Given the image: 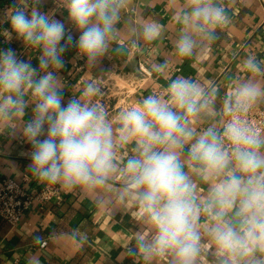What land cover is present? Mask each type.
I'll return each instance as SVG.
<instances>
[{
  "label": "clouds",
  "instance_id": "1",
  "mask_svg": "<svg viewBox=\"0 0 264 264\" xmlns=\"http://www.w3.org/2000/svg\"><path fill=\"white\" fill-rule=\"evenodd\" d=\"M125 2L68 0V17L79 32L74 41L63 21L40 9V0L32 6L27 0H13L5 10L8 27L0 29V37L36 51L38 66L21 59L11 47L0 48V131L15 136L14 124L23 120L21 132L31 145L33 176L41 183L68 188L105 183L116 167L117 144L134 143L136 154L125 162L128 186L157 228L151 243L137 241L146 258L171 251L176 264H194L201 239L197 225L204 213L213 221L208 234L220 264H264V137L235 115L247 112L262 94L253 82H243L226 99L225 110L233 116L223 130L208 127L188 147L193 170L205 181H214L202 205L194 202V186L180 159L194 136L188 117H198L208 107L191 81L173 80L168 102L149 95L120 112L118 129L94 102L97 87L88 86L85 99L74 96L65 103L60 76L65 52L75 47L89 64L98 61L109 49ZM183 22L188 31L177 41V52L190 56L198 37L216 38L213 29L225 17L213 0H188ZM157 34L155 25L144 28L147 39ZM245 68L264 74L252 58Z\"/></svg>",
  "mask_w": 264,
  "mask_h": 264
},
{
  "label": "crops",
  "instance_id": "2",
  "mask_svg": "<svg viewBox=\"0 0 264 264\" xmlns=\"http://www.w3.org/2000/svg\"><path fill=\"white\" fill-rule=\"evenodd\" d=\"M12 2L0 0V29L8 27L4 14ZM27 2L32 6L34 0ZM67 3L40 0L38 6L63 21L75 41L79 32L68 17ZM187 4L188 0H126L106 54L89 64L70 46L60 76L65 103L74 96L85 99L88 86L99 88L94 102L104 108L114 129L120 126V112L149 95L168 102V86L173 80L191 81L198 99L208 107L198 117H188L187 127L194 136L186 142L180 159L194 186V202L202 205L214 181H205L193 170L188 147L208 127L222 129L225 101L245 81L261 90L253 103L264 110V74L245 68V62L252 58L264 69V0H213L225 17V22L213 29L216 38L198 37L192 55L181 56L176 45L188 31L183 22ZM147 25L158 28L152 39L144 35ZM5 47L38 66V53L23 42L0 37V48ZM27 115H32L31 105ZM23 123L15 122V136L8 130L0 131V184L12 178L30 193L51 184L57 187L59 197L44 205L33 203L16 225L0 216V264H176L171 251L153 252L146 258L137 243H151L157 228L128 186L125 162L136 154L134 143L117 144L116 167L105 183L68 188L62 183H41L33 176L29 169L31 145L22 136ZM212 223L210 217L200 214V249L194 264H220L216 244L208 234ZM42 241H46L44 247Z\"/></svg>",
  "mask_w": 264,
  "mask_h": 264
},
{
  "label": "built area",
  "instance_id": "3",
  "mask_svg": "<svg viewBox=\"0 0 264 264\" xmlns=\"http://www.w3.org/2000/svg\"><path fill=\"white\" fill-rule=\"evenodd\" d=\"M144 72L147 69L141 65ZM253 131L257 132L260 136L264 132V110L251 102L247 112L237 113ZM233 114L224 112L223 124L224 125L232 119ZM59 191L56 186L47 184L41 187L37 192L30 193L23 188L16 180L7 178L0 184V216L12 225L18 224L23 216V213L32 206L33 203L44 205L47 202L58 198ZM46 241L41 242L44 247Z\"/></svg>",
  "mask_w": 264,
  "mask_h": 264
}]
</instances>
